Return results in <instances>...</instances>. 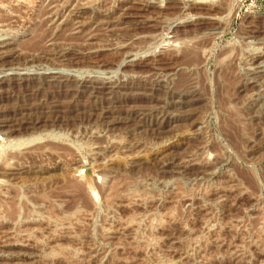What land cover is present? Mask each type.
Returning <instances> with one entry per match:
<instances>
[{
	"label": "rangeland",
	"instance_id": "374dc122",
	"mask_svg": "<svg viewBox=\"0 0 264 264\" xmlns=\"http://www.w3.org/2000/svg\"><path fill=\"white\" fill-rule=\"evenodd\" d=\"M0 77V264H264V0H0Z\"/></svg>",
	"mask_w": 264,
	"mask_h": 264
},
{
	"label": "bare ground",
	"instance_id": "6f19581e",
	"mask_svg": "<svg viewBox=\"0 0 264 264\" xmlns=\"http://www.w3.org/2000/svg\"><path fill=\"white\" fill-rule=\"evenodd\" d=\"M64 72H65V71H64ZM16 74H17V73H16ZM38 74H39V73H38ZM41 74H42V73H41ZM69 74H70V73H69ZM69 74H68V75H69ZM48 75L52 77V79H50V80H52V81H54V82H58V81H59V83L62 82V81H60V80L57 79V78H59V77H56L55 75H52V73H48ZM60 75H62V74H60ZM68 75H62L63 78H64V77L66 78L65 81H64V84H66L67 86H70V85H72V84H74V83H75L76 85L80 86V87H83V86H86V87H87V86H88V85H86V84H81V83H80V85H79V83H78L76 80H74V79H73V82H74V81H75V82L72 83V80L70 79L71 77H69ZM44 76H45V75H44ZM3 77H4V76H3ZM12 77H13V76H12ZM12 77H10V78L12 79ZM0 78H1V77H0ZM100 78H102V77H96V78H94V79H95L96 81H100V80H99ZM107 78H109V77H107ZM6 79H7V78H6ZM47 79H48V78H47ZM50 80H49V81H50ZM85 80H86V79H85ZM95 80H94V81H95ZM40 81H41V79H40ZM45 81H46V79H45ZM2 82H4V81H1V82H0V85H1ZM42 82H44V81H41V82H39V83L41 84ZM75 84H74V85H75ZM42 85H43V84H42ZM72 87L75 88V86H72ZM80 87H79V88H80ZM83 90H84V89H83Z\"/></svg>",
	"mask_w": 264,
	"mask_h": 264
}]
</instances>
